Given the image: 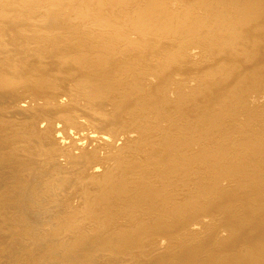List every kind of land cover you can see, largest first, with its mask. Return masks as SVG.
I'll return each instance as SVG.
<instances>
[{"label":"rangeland","instance_id":"obj_1","mask_svg":"<svg viewBox=\"0 0 264 264\" xmlns=\"http://www.w3.org/2000/svg\"><path fill=\"white\" fill-rule=\"evenodd\" d=\"M218 263L264 264V0H0V264Z\"/></svg>","mask_w":264,"mask_h":264},{"label":"bare ground","instance_id":"obj_2","mask_svg":"<svg viewBox=\"0 0 264 264\" xmlns=\"http://www.w3.org/2000/svg\"><path fill=\"white\" fill-rule=\"evenodd\" d=\"M104 1V0H103ZM122 1V0H121ZM108 2H109V0H108ZM117 2H119V1H117ZM127 2V1H126ZM138 2V1H137ZM136 2V3H137ZM155 5V4H154ZM162 8V7H161ZM139 9V8H138ZM153 9V8H152ZM166 10V9H165ZM90 11V10H89ZM165 12V11H164ZM84 13V12H83ZM137 13V12H136ZM93 14V13H92ZM180 14V13H179ZM79 15V14H78ZM158 15V14H157ZM166 16V15H165ZM189 16V15H188ZM93 17V16H92ZM161 17V16H160ZM162 18V17H161ZM173 18V17H172ZM191 18V17H190ZM87 20V19H86ZM93 20V19H92ZM141 20V19H140ZM181 20V19H180ZM99 21V20H98ZM109 21H110V19H109ZM166 21V20H165ZM178 21H179V19H178ZM193 21V20H192ZM93 23V22H92ZM118 23V22H117ZM116 23V24H117ZM172 23H173V21H172ZM175 23V22H174ZM192 23V22H191ZM86 24V23H85ZM97 24V23H96ZM115 24V23H114ZM120 24V23H119ZM150 24V23H149ZM156 24V23H155ZM83 25V24H82ZM98 25V24H97ZM101 25H102V23H101ZM106 25V24H105ZM113 25V24H112ZM111 25V26H112ZM88 26V25H87ZM96 26V25H95ZM121 26V25H120ZM150 26V25H149ZM177 26V25H176ZM84 27V26H83ZM147 27V26H146ZM172 27V26H171ZM174 27V26H173ZM184 28V27H183ZM92 29H93V25H92ZM180 29V28H179ZM85 30H86V27H85ZM95 30V29H94ZM116 30V29H115ZM93 31V30H92ZM163 31V30H162ZM171 31V30H170ZM113 32V31H112ZM169 32V31H168ZM174 33V32H173ZM95 34V33H94ZM113 34V33H112ZM166 34V33H165ZM99 35H100V33H99ZM110 35V34H109ZM95 37H97L96 35H95ZM104 37V36H103ZM107 37V36H106ZM120 38V37H119ZM119 38H117V39H119ZM164 38V37H163ZM174 38V37H173ZM176 38V37H175ZM114 39V38H113ZM126 39V38H125ZM165 39H167V38H165ZM169 39H170V37H169ZM81 40V39H80ZM154 40V39H153ZM87 41V40H86ZM98 41V40H97ZM112 41V40H111ZM175 41V40H174ZM82 42V41H81ZM166 42V41H165ZM86 43V42H85ZM98 43V42H97ZM124 43V42H123ZM160 43V42H159ZM162 43V42H161ZM105 44V43H104ZM108 44V43H107ZM125 45H126V43H124ZM158 44V43H157ZM173 44V43H172ZM102 45V44H101ZM114 45H116V43L114 44ZM121 45V44H120ZM160 45V44H159ZM167 46V45H166ZM128 47V46H127ZM110 48H111V46H110ZM121 48V47H120ZM115 50V49H114ZM113 50V51H114ZM134 50V49H133ZM163 50V49H162ZM110 51V50H109ZM118 51V50H117ZM106 52V51H105ZM134 52V51H133ZM22 54V53H21ZM101 54V53H100ZM58 55V54H57ZM60 55V54H59ZM104 55H102V57H103ZM170 56V55H169ZM172 56V55H171ZM69 57V56H68ZM89 57V56H88ZM101 57V56H100ZM101 57V58H102ZM107 57V56H106ZM176 57H177V55H176ZM84 58V57H83ZM73 59V58H72ZM91 59V58H90ZM87 60V59H86ZM109 61V60H108ZM103 62V61H102ZM168 62V61H167ZM62 63V62H61ZM64 63V62H63ZM175 63V62H174ZM64 65V64H63ZM46 66V65H45ZM166 66H168V65H166ZM54 67V66H53ZM58 67V66H57ZM175 67V66H174ZM95 68V67H94ZM177 68V67H176ZM50 69V68H49ZM72 69V68H71ZM170 69V68H169ZM49 71V70H48ZM71 71V70H70ZM57 72H58V70H57ZM66 72V71H65ZM37 73V72H36ZM70 73V72H69ZM88 73V72H87ZM55 74V73H54ZM64 74V73H63ZM53 76V75H52ZM32 77V76H31ZM38 77V76H37ZM19 78V77H18ZM26 78V77H25ZM54 78H55V76H54ZM31 79V78H30ZM33 79V78H32ZM89 79V78H88ZM56 80V79H55ZM41 82H42V80H40ZM83 81V80H82ZM214 81V80H213ZM220 81V80H219ZM5 82V81H4ZM7 82H8V80H7ZM49 82V81H48ZM51 82V81H50ZM25 83V82H24ZM85 83V82H84ZM215 83V82H214ZM41 84V83H40ZM24 85V84H23ZM89 85H91V84H89ZM94 85V84H93ZM114 85V84H113ZM8 86V85H7ZM82 86V85H81ZM95 86V85H94ZM213 86V85H212ZM12 87V86H11ZM202 87V86H201ZM111 88V87H110ZM46 89V88H45ZM52 89H53V87H52ZM44 90V89H43ZM115 91V90H114ZM103 92H104V90H103ZM4 94H6V93H4ZM8 94V93H7ZM47 94V93H46ZM96 94V93H95ZM105 94V93H104ZM6 96V95H5ZM41 96V95H40ZM97 97V96H96ZM23 98V97H22ZM34 98V97H33ZM73 98V97H72ZM77 98V97H76ZM75 98V99H76ZM103 98V97H102ZM35 99V98H34ZM77 99H79V98H77ZM5 100V99H4ZM11 101V100H10ZM75 101V100H74ZM8 103V102H7ZM11 108V107H10ZM9 108V109H10ZM30 108V107H29ZM85 110V109H84ZM23 112V111H22ZM34 113V112H33ZM63 119V118H62ZM49 121V120H48ZM37 123V122H36ZM33 124V123H32ZM68 124V123H67ZM72 124V123H71ZM31 125V124H30ZM52 125V124H51ZM34 126V125H33ZM38 126V125H37ZM30 127V126H29ZM32 127V126H31ZM39 129V128H38ZM34 130H37V128L35 129H33V131ZM29 131H30V129H29ZM39 131V130H38ZM40 131H42V130H40ZM44 132H45V130H43ZM30 133V132H29ZM47 133L45 132V134H43L42 135V137L44 136V135H46ZM38 135H39V132H38ZM27 136V135H26ZM33 136H35V135H33ZM37 137V136H36ZM41 136H40V138H42ZM45 137H47V135L45 136ZM38 138V137H37ZM48 138H50L49 136H48ZM48 138H45V139H47L46 141H48L49 139ZM29 140V139H28ZM42 140V139H41ZM44 140V139H43ZM50 141V140H49ZM48 141V142H49ZM51 142V141H50ZM29 143V142H28ZM33 143V142H32ZM38 143V142H37ZM42 143V142H41ZM52 143V142H51ZM45 144V143H44ZM47 144V143H46ZM50 146V145H49ZM28 147V146H27ZM29 148V147H28ZM31 148V147H30ZM32 149V148H31ZM26 150H27V148H26ZM34 153V152H33ZM16 154V153H15ZM88 156V155H87ZM121 161V160H120ZM126 163H128V162H126ZM119 167V166H118ZM130 169V168H129ZM126 170V169H125ZM225 170V169H224ZM229 173V172H228ZM102 175V174H101ZM108 175V174H107ZM114 175V174H113ZM117 176V175H116ZM104 177V176H103ZM91 178V177H90ZM115 178V177H114ZM103 180H105V179H103ZM110 181V180H109ZM118 182V181H117ZM116 183V182H115ZM113 185V184H112ZM109 186H111V185H109ZM103 187V186H102ZM112 187V186H111ZM113 188H114V186H113ZM117 188V187H116ZM121 188V187H120ZM99 191V190H98ZM114 191V190H113ZM104 192V191H103ZM255 198V197H254ZM194 203V202H193ZM96 204V203H95ZM187 204V203H186ZM190 204V203H189ZM61 205V204H60ZM91 208V207H90ZM137 208V207H136ZM139 232V231H138ZM117 239H118V237H117ZM138 239V238H137ZM123 242H125V241H123ZM127 242V241H126ZM78 244V243H77ZM122 246V245H121ZM260 256V255H259ZM232 257V256H231ZM248 257V256H247ZM255 257V256H254ZM207 259V258H206ZM255 259V258H254ZM259 262V261H258ZM219 264V263H218Z\"/></svg>","mask_w":264,"mask_h":264}]
</instances>
